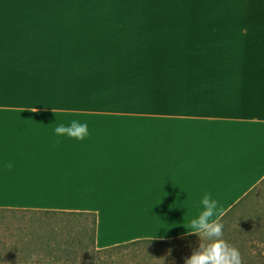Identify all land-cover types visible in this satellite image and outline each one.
<instances>
[{
    "label": "crops",
    "instance_id": "obj_1",
    "mask_svg": "<svg viewBox=\"0 0 264 264\" xmlns=\"http://www.w3.org/2000/svg\"><path fill=\"white\" fill-rule=\"evenodd\" d=\"M155 2L0 0V209L104 214V249L195 234L204 192L225 215L264 179V0ZM155 60L170 77L144 73ZM72 120L84 140L55 133Z\"/></svg>",
    "mask_w": 264,
    "mask_h": 264
},
{
    "label": "rangeland",
    "instance_id": "obj_2",
    "mask_svg": "<svg viewBox=\"0 0 264 264\" xmlns=\"http://www.w3.org/2000/svg\"><path fill=\"white\" fill-rule=\"evenodd\" d=\"M133 1L134 0H126V10L128 13H130L132 9H136L135 13H145L143 10L147 8L153 9V12L155 13L158 8L155 0H144V6L142 7H140L139 3L135 5L132 4L131 6L129 2ZM136 1L140 0H135V2ZM162 2L163 8L170 9V0H162ZM159 22H164L160 25L161 38L163 41L160 52L162 57H164V60H170L171 18H161L159 19ZM122 25L123 24H120L119 26ZM108 32L109 31L106 30V33ZM98 33L101 34V30H98L96 34ZM112 33L118 34L117 31H110L107 35ZM146 34L155 35L156 31ZM145 37L146 35L144 34L138 36V38L142 40H145ZM166 46L168 47V50H163ZM155 61L157 62H153V64H150L149 62L145 64L146 69L144 73L147 74L148 77H170V66L163 61ZM94 64L91 63L88 68L83 66L82 73L84 76H87L84 79L89 81V78L93 73H96L97 75V66ZM105 66H107V68L109 67V65L105 64V62L100 63V67ZM82 78L83 77L74 81L75 79L70 80V77H57V79H53L52 76H49L48 81L50 83L55 82V86L69 84L67 86L69 87L76 85L79 81H82ZM159 79L160 80L156 83H166L167 79ZM72 90H68L67 92L69 93ZM136 93L138 92H133V95ZM41 98L44 97L37 94L32 103L45 104ZM59 99L60 100H58V103L56 104L66 103L64 98L60 97ZM139 100L140 99L138 97L132 98L133 103L131 102L130 104L136 105ZM24 102L26 103V100H24ZM262 186L264 187V184ZM263 187L261 188L263 189ZM262 196L263 195H261V198H259L258 201H263L264 198ZM262 207H259L258 209L257 206L253 207L252 213L254 216L258 213V217L254 218V230H251V234L247 227H244L241 222L237 221L232 224V227L230 226L224 228L222 238L231 246L239 249L242 258L241 264H264V236L262 235L264 234V205ZM103 215L101 217L100 225L98 226L99 242H97L102 247L112 242V232L118 231L116 228L110 226L107 220L108 218ZM59 218L60 217L42 213L21 214L0 212V264H24L23 261H31L29 256L33 258L37 255V253H42L41 249H39L36 244H45L43 254L50 255L52 250V252H58L64 258H70L71 260L74 259V252L79 250L81 252L80 257H84L90 263L96 262V264H184L185 258L190 257L194 251L199 250L201 243L207 244L212 239H215V237L210 238L203 234L197 237L186 238L177 244L159 247L139 244L97 254L93 250L94 247L90 243L91 241L89 236L83 233L82 229L72 227L66 219L57 225ZM82 224L81 228L91 226L89 221H85ZM253 231H255L254 234ZM75 233L79 234L76 238ZM63 241L65 242L62 243ZM6 247L11 248L6 254H1L3 249ZM85 249H87V251L83 254ZM43 254L41 257H44Z\"/></svg>",
    "mask_w": 264,
    "mask_h": 264
},
{
    "label": "trees",
    "instance_id": "obj_3",
    "mask_svg": "<svg viewBox=\"0 0 264 264\" xmlns=\"http://www.w3.org/2000/svg\"><path fill=\"white\" fill-rule=\"evenodd\" d=\"M263 184H264V179L253 190H251L247 195H245L231 210H229L225 215L221 217L219 222L224 225V228L230 226L232 227V224L237 221V222H241L244 227H247V229L251 234V230H254L253 229V222H255L254 218L258 217V213H256L255 216L252 213L253 207L257 206L258 209L259 207H262L264 205V199L262 202L260 200L258 201V199L261 198V195H263L262 197L264 198V187L262 186ZM261 187H263V189ZM0 212L21 213V214L42 213L50 216H57L60 217L57 222V225L66 219L69 225H71L76 229H82L83 233L89 236L91 241L90 243L94 247L93 250L97 254H101L102 252H109L117 249L127 248L139 244L153 245L156 247L177 244L186 238H192L203 235V233H195L171 240H153V239L137 240L104 249H99L97 248L96 245L98 218L95 213L75 212V211H53V210H23V209H0ZM85 221H89L91 226L81 228V226L83 225L82 223ZM254 232L255 231H253V234ZM262 235L264 236V234ZM78 236L79 234L75 233V238ZM64 242L65 241H63L62 243ZM36 246L39 247V249H41L42 253L40 254L37 253V255L35 256L37 257V259L35 260L31 258V256H29L31 261L27 259L28 261H23L24 264H96V262L90 263L84 257H80L81 252L79 250H76L74 252V259L71 260L70 258H64L58 252H52V250L50 255L43 254L45 249V244L43 245L36 244ZM10 248L11 247L4 248L1 254H6ZM87 249L83 251V254L87 251ZM42 254L44 255V257H41Z\"/></svg>",
    "mask_w": 264,
    "mask_h": 264
},
{
    "label": "clouds",
    "instance_id": "obj_4",
    "mask_svg": "<svg viewBox=\"0 0 264 264\" xmlns=\"http://www.w3.org/2000/svg\"><path fill=\"white\" fill-rule=\"evenodd\" d=\"M52 110L55 114V110ZM31 111L35 112L36 108ZM54 131L57 135H67L77 140H84L89 135L87 122L77 120H72L69 124H58ZM200 204L202 210L198 216L192 219L188 231L203 233L210 238L215 237V239L207 244L201 243L200 249L185 258L184 264H241L242 258L239 250L222 238L224 225L219 222L220 216L223 215L220 202L212 198L210 193L204 192ZM33 259L35 260L37 257L34 256Z\"/></svg>",
    "mask_w": 264,
    "mask_h": 264
}]
</instances>
